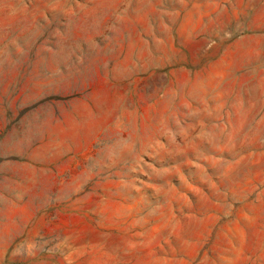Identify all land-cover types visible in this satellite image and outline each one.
<instances>
[{
    "label": "rangeland",
    "instance_id": "rangeland-1",
    "mask_svg": "<svg viewBox=\"0 0 264 264\" xmlns=\"http://www.w3.org/2000/svg\"><path fill=\"white\" fill-rule=\"evenodd\" d=\"M0 264H264V0H0Z\"/></svg>",
    "mask_w": 264,
    "mask_h": 264
}]
</instances>
